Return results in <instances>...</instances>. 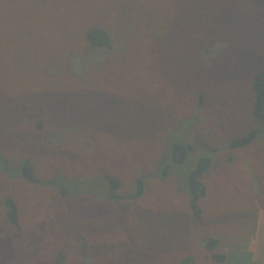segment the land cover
<instances>
[{"label": "rangeland", "instance_id": "374dc122", "mask_svg": "<svg viewBox=\"0 0 264 264\" xmlns=\"http://www.w3.org/2000/svg\"><path fill=\"white\" fill-rule=\"evenodd\" d=\"M259 71L264 0H0V264H264V134L226 147ZM176 140L193 151L160 176ZM27 159L38 183L13 174Z\"/></svg>", "mask_w": 264, "mask_h": 264}, {"label": "trees", "instance_id": "16d2710c", "mask_svg": "<svg viewBox=\"0 0 264 264\" xmlns=\"http://www.w3.org/2000/svg\"><path fill=\"white\" fill-rule=\"evenodd\" d=\"M59 12L64 13V7L59 8ZM235 17L236 15L233 16V13H230V20L226 23V27L231 26L230 23L231 21L233 22L235 20ZM91 26H92V21L87 22L85 25H83V28L86 27L87 30L86 39L89 45L93 46L96 49H100L102 47L107 46L108 45L107 41L110 39V37H108L109 33H106L103 29H100L98 27L95 26L91 27ZM200 44L201 43H199V45ZM45 63L47 65L49 63V60L46 59ZM51 63L54 66V72L57 73V76L58 73L62 72V70L65 71V66L60 65L56 61H52ZM80 70L81 71L78 72L77 76L87 74V69L84 70L80 69ZM42 78H47V73L45 71L43 72ZM96 87L99 89L94 90L95 92H102L99 91L101 90L100 87L98 86ZM251 88H252V104H251V114H250L252 117L251 128L241 136L229 140L226 143L227 148L238 149V148L246 147L250 145L253 141H255L260 135L264 134V71H259L253 76ZM184 143L185 142L182 141L179 142L177 140L171 143L172 153L169 152L171 155L169 154L170 156L169 155L165 156L163 161L164 163L162 165L163 169L161 171L162 174H160V176L161 175L166 176L170 172L169 170L173 169V166L183 163L185 158L192 153L193 151L192 146L190 144H184ZM31 162L32 161L29 159L25 160V162H22L20 164L21 167L18 169L19 172L13 174L17 176L21 175L20 177L24 178L25 181L27 182L38 183L36 178L33 176L32 170L29 168V165L31 166ZM2 165L4 170H7L6 162L4 159L2 161ZM211 165H212V158L209 156H202L200 157V159H198L195 169L188 176L187 181L193 197L191 209H195L193 211V214L195 216L199 215L197 202L201 198L203 199L206 194V189L202 182V179L204 175L209 171ZM50 182L54 183L55 181L50 180L47 183H49L50 185ZM106 182L112 190L118 188L119 183L115 179L107 178ZM60 187H61L60 194L65 195L67 190L62 185H60ZM142 189H143L142 181L137 180L136 191L133 194L126 197L129 199L137 198L141 196L143 191ZM109 198H112L114 201H117V200H122L125 197L115 194L111 195L110 193ZM3 205H4V214H5L6 222L14 227H17L18 219H19V214H18L19 211L16 202L14 201L13 198L8 197L4 199ZM211 259L216 262L225 261V258L219 255H211Z\"/></svg>", "mask_w": 264, "mask_h": 264}, {"label": "crops", "instance_id": "0c3cea01", "mask_svg": "<svg viewBox=\"0 0 264 264\" xmlns=\"http://www.w3.org/2000/svg\"><path fill=\"white\" fill-rule=\"evenodd\" d=\"M239 258V257H238ZM253 261H255V259L252 258ZM259 263V262H258ZM237 264H239V261L237 262ZM252 264H255L254 262Z\"/></svg>", "mask_w": 264, "mask_h": 264}]
</instances>
